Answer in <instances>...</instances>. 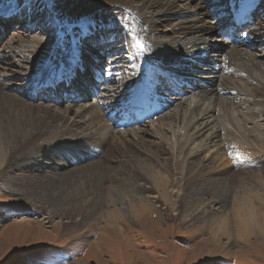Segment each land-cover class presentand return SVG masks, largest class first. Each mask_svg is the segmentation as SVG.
<instances>
[{
	"label": "bare ground",
	"instance_id": "bare-ground-1",
	"mask_svg": "<svg viewBox=\"0 0 264 264\" xmlns=\"http://www.w3.org/2000/svg\"><path fill=\"white\" fill-rule=\"evenodd\" d=\"M18 1V8L0 9V33L15 14L26 20L25 29L47 31L49 5ZM84 1L88 12L69 28L68 52L52 59V31L16 33L1 44L9 65L24 68L35 60L43 72L27 90L11 83L12 75L0 78L3 184L44 208L47 219L85 220L93 209L98 218L142 221L153 207L159 221L172 211L186 225L201 223L212 237L224 230L258 247L249 239L253 233L264 239V9L257 25L225 41L222 31L243 0ZM78 73L84 78L76 84ZM169 78L178 81L172 92ZM54 82L64 91L58 100L71 97L62 113L32 103ZM66 192L71 200L58 202ZM109 204L114 210L105 216ZM104 231L88 251L100 256ZM115 237L126 244L121 228ZM204 239L186 249L200 250Z\"/></svg>",
	"mask_w": 264,
	"mask_h": 264
},
{
	"label": "rangeland",
	"instance_id": "rangeland-1",
	"mask_svg": "<svg viewBox=\"0 0 264 264\" xmlns=\"http://www.w3.org/2000/svg\"><path fill=\"white\" fill-rule=\"evenodd\" d=\"M44 1L50 7V12L46 17L47 31L46 28L43 30L21 27L22 24L17 21L22 18L15 14L8 22L3 21L2 29L4 28V30L0 33L2 35V38L0 37V69L2 71L0 72L4 71L6 76H0V78L9 81L7 75H12L11 83L22 82L21 84L26 86L23 87L24 90L30 86L33 88L34 85L30 80L36 76L43 77V72L37 70V61L35 60L27 63L24 68L9 65L3 59L1 44L16 36L14 35L16 33L22 32L28 38L40 34L46 36L47 32L52 31L56 45L53 46V59L59 52L69 51L66 41L69 28L74 24L80 25L88 12V3L84 0ZM18 3V0H0V9L7 12L14 7L18 8ZM212 3L215 4L216 1H212ZM262 6H264V1ZM261 16L264 18V11ZM256 19L259 21L260 17H256ZM256 19L251 26L258 24ZM94 50L95 47L87 49L90 53L95 52ZM93 54L101 56L97 50ZM61 58L67 59L68 56L63 54ZM82 74H77L75 83L78 78H84ZM53 91L55 90L52 88L44 89L41 93L46 92L44 95L48 94V96L43 97L40 94L41 96L36 97L32 103L62 113L71 97L62 96L63 99L54 101V96H49ZM145 139L156 140L149 136H146ZM204 153L199 152L200 156H203ZM159 154L164 156L162 153ZM1 182L0 177V264H264V239L259 233H253L249 239V241L258 244V247L256 246L257 248L254 249V247L248 246V241L238 239L224 230L212 237L209 230L201 226V223L195 222L193 225H186L177 219L172 211H168L167 215L162 217V221H159V215H162L153 207L150 208L153 210L150 216L147 215L142 221H133L125 215L118 216L116 220L98 218L96 216L98 213L92 211L93 209H89L92 211L90 213L89 211L84 212L85 215L89 214L85 220L81 215L77 216L75 220L58 215L47 219V212L44 208L31 201H23L21 196L13 193ZM108 183L105 181L104 185H108ZM69 194L66 192L56 199L58 202L66 204L72 198L69 197ZM204 198L209 199L211 196L206 194ZM109 205L103 207L105 216L114 210L112 204ZM124 205L127 206V203L125 202ZM117 206L122 207L123 204L119 203ZM82 221L85 223L81 224ZM102 227L105 228V233L100 241L102 251H99L102 256L100 257L95 249L91 251L88 249L91 241L99 236ZM120 228L126 235V244L119 243V239L115 237V231L118 232ZM113 237L116 238V243L112 244ZM202 238H205L206 243L200 250L192 252L186 249L192 245V242Z\"/></svg>",
	"mask_w": 264,
	"mask_h": 264
},
{
	"label": "snow or ice",
	"instance_id": "snow-or-ice-1",
	"mask_svg": "<svg viewBox=\"0 0 264 264\" xmlns=\"http://www.w3.org/2000/svg\"><path fill=\"white\" fill-rule=\"evenodd\" d=\"M135 42H136L137 46H140L138 39Z\"/></svg>",
	"mask_w": 264,
	"mask_h": 264
}]
</instances>
